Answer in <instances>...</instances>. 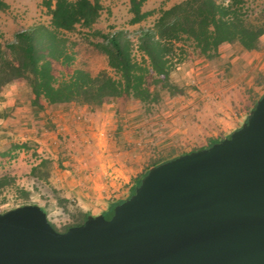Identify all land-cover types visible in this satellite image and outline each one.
<instances>
[{
    "label": "rangeland",
    "instance_id": "374dc122",
    "mask_svg": "<svg viewBox=\"0 0 264 264\" xmlns=\"http://www.w3.org/2000/svg\"><path fill=\"white\" fill-rule=\"evenodd\" d=\"M9 9L0 12V42L33 25L48 26L50 16L42 0H4ZM182 0H147L144 12L167 9ZM103 12L92 29L77 27L65 36L75 52L71 66L53 62L57 78L68 77L75 69L91 76L105 71L115 77L106 57L96 49L100 37L126 30L135 42L139 28L151 27L158 14L130 25L128 0H101ZM250 13L264 9V0H245ZM184 51L170 74L182 88L180 95L162 92L157 103L144 104L132 97L107 101L103 109L78 104L49 105L39 112L29 105V90L17 85L21 97L17 105L26 106L23 114L8 107L3 130L5 145L28 149L15 150L26 169L42 159L50 162L47 180L31 177L27 171L18 180L25 198L14 188L0 197V213L21 205H41L58 232L82 221L85 214L97 216L115 201L125 199L132 186L154 165L207 147L212 140H223L241 128L256 102L264 94V37L258 49L246 51L239 44H223L217 57L207 59L192 42L176 44ZM136 57L139 54L135 52ZM4 118V119H5ZM36 119V121H35ZM1 131V130H0ZM2 143V144H4ZM0 158V176H10L9 155Z\"/></svg>",
    "mask_w": 264,
    "mask_h": 264
},
{
    "label": "water",
    "instance_id": "95a60500",
    "mask_svg": "<svg viewBox=\"0 0 264 264\" xmlns=\"http://www.w3.org/2000/svg\"><path fill=\"white\" fill-rule=\"evenodd\" d=\"M0 264H264V94L238 130L152 167L110 219L0 213Z\"/></svg>",
    "mask_w": 264,
    "mask_h": 264
},
{
    "label": "trees",
    "instance_id": "16d2710c",
    "mask_svg": "<svg viewBox=\"0 0 264 264\" xmlns=\"http://www.w3.org/2000/svg\"><path fill=\"white\" fill-rule=\"evenodd\" d=\"M146 2L128 0L130 25L158 14L151 27L139 28L134 34L135 42L126 30L106 34L99 30L92 32L94 37L102 39L95 47L106 57L115 77L105 71L91 76L75 69L70 76L59 79L53 74V62L68 67L75 58L73 44L65 34L74 32L78 26L92 29L104 8L101 0H42L50 16L49 25H33L17 32L13 41L0 42V96L9 86L22 84L29 90V105L39 112L44 111L45 104H78L100 110L107 101L122 97L153 104L159 101L162 92L170 96L183 93L170 79L184 51L177 43L190 41L202 56L212 59L218 56L223 44L237 43L246 51H254L264 37V9L250 13L245 0H182L167 9L144 12L142 7ZM8 9L9 5L0 0V12ZM220 141L212 140L199 150ZM21 148L28 149V146L13 145L11 151ZM49 164L42 159L31 168L29 175L40 181L47 180ZM148 171L136 181L125 199L109 205L107 216L102 213L105 219H110L115 207L133 195ZM6 188H14L25 198L29 195L18 188L9 175L0 177V196ZM89 215L85 214L82 221L62 232L82 225Z\"/></svg>",
    "mask_w": 264,
    "mask_h": 264
},
{
    "label": "crops",
    "instance_id": "0c3cea01",
    "mask_svg": "<svg viewBox=\"0 0 264 264\" xmlns=\"http://www.w3.org/2000/svg\"><path fill=\"white\" fill-rule=\"evenodd\" d=\"M17 85L18 84H13V85L9 86V88L0 96V130H1L0 132H2L3 134H4L3 130L6 126V123L8 122L7 119L5 118L7 116V111L10 110V108H8V107L11 104L13 106H15V108L17 107L18 110L16 111V113H19V114H23L24 113L23 110L27 109L26 106H24V105H17V102L19 101V99L21 97L20 92L17 90ZM35 121H36V119H35ZM4 140H5L4 135H0V145H5ZM2 143H4V144H2ZM0 147H2V146H0ZM5 154L9 155L8 160H11L13 162L11 168L9 169L10 176L15 179V185H19L17 179L20 178V176L23 172L27 171V173L29 174L32 167H30L29 169H26V167L23 165V161H22L23 158L22 157L18 156L17 154H15V152H13L11 150L10 151L7 150L4 153L1 151V148H0V158L1 157L4 158ZM13 154H15V155H13ZM2 164H0V167ZM4 175H6V174H4ZM0 177H2V176H0ZM19 187L25 188V187H23L22 184H20ZM25 189H28V188H25ZM8 191L9 190L6 188L3 191L2 195H5V192H8ZM39 206L41 207V205H39Z\"/></svg>",
    "mask_w": 264,
    "mask_h": 264
},
{
    "label": "flooded vegetation",
    "instance_id": "af4514ba",
    "mask_svg": "<svg viewBox=\"0 0 264 264\" xmlns=\"http://www.w3.org/2000/svg\"><path fill=\"white\" fill-rule=\"evenodd\" d=\"M104 216H107V213L106 212L104 213Z\"/></svg>",
    "mask_w": 264,
    "mask_h": 264
}]
</instances>
